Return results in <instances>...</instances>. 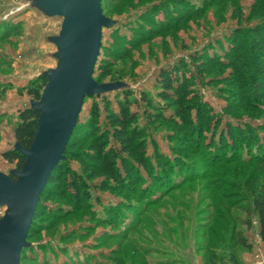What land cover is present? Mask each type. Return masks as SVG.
Returning a JSON list of instances; mask_svg holds the SVG:
<instances>
[{
    "label": "rangeland",
    "instance_id": "1",
    "mask_svg": "<svg viewBox=\"0 0 264 264\" xmlns=\"http://www.w3.org/2000/svg\"><path fill=\"white\" fill-rule=\"evenodd\" d=\"M101 9L114 24L102 28L93 78L103 67L108 76L97 82L121 86L86 97L78 119L85 123L96 102L105 125L102 99L116 108V97L131 92L153 165L139 167L128 186L92 191L81 207L42 196L19 264H207L208 253L217 264H231V255L237 263L264 264L257 217L245 225L250 194L264 181V160L244 161L264 155V0H101ZM61 23L35 0H0V127L7 124L0 150L14 147L16 111L34 100L26 87L55 68L52 39ZM205 57L217 65L208 67ZM164 71L191 78L195 97L220 121L188 133L168 121H147L141 95L157 99ZM227 124L252 138H230ZM151 140L165 164L155 161ZM6 165L0 159V172L15 168ZM238 234L250 249L238 244Z\"/></svg>",
    "mask_w": 264,
    "mask_h": 264
},
{
    "label": "trees",
    "instance_id": "2",
    "mask_svg": "<svg viewBox=\"0 0 264 264\" xmlns=\"http://www.w3.org/2000/svg\"><path fill=\"white\" fill-rule=\"evenodd\" d=\"M16 28L18 26L14 27L12 32ZM119 48H122V46L119 45ZM213 61V58L205 57V63L208 67L217 65V61ZM100 73L97 81H101L108 76L109 72L102 67ZM177 75L178 73H175L173 76L171 72L167 71L160 74L156 83L158 88L156 100L148 95H141L147 106L144 111L147 121L154 123L159 120L168 121L178 128L180 133L191 132L197 125H199V128H206L207 122L212 119L214 124L219 122L221 118L206 104H204L206 107H203L198 96L195 97L196 92L192 87V79L182 77V75L177 77ZM47 80L48 78L45 75L37 76L26 87L27 95L34 100H39ZM131 96V92L124 90L122 97H116V108L110 107V100L102 99L106 119V124L103 126L98 123L101 114L99 104L96 102L92 103L85 123H81L79 119L77 120L63 151V158L59 160L52 171L40 194L39 201L42 196L52 197L57 195L67 198L70 206L74 208L81 207L86 202L91 201L92 191H112L116 190L118 187L115 186L118 185L128 186L126 183L137 176L139 167L145 169L152 167L153 161L145 155L147 153V134L144 129L138 127L139 116L130 109L131 105L135 103ZM86 97L93 98L94 95ZM38 116L39 112L30 106L18 110L17 122L13 128L16 143L23 147L30 145ZM234 133L239 135L240 138H252L251 131L244 132L239 127L227 124L226 134L232 138ZM150 144L153 148L155 161L165 164V161L159 156L156 160V154L159 153L156 143L151 140ZM1 156L8 163L14 164L15 168H20L24 161V157L14 148L4 151ZM260 156L256 153L250 159H244V161L258 162L264 160L260 159ZM261 157H264V155ZM240 158L241 156H239ZM230 159L234 158L230 157ZM70 160L77 162L79 169L70 167ZM95 180H99V182L96 184ZM39 201L34 215L37 212ZM248 206L250 213H248L245 225L249 224V216H256L259 224L258 235L260 240L264 242V181L258 183L255 190L250 194ZM31 228L32 224L27 238L30 235ZM236 239L242 247L250 249L251 245L240 234ZM208 254L207 264H217L216 255ZM229 260L231 264H242L236 262L234 255H231Z\"/></svg>",
    "mask_w": 264,
    "mask_h": 264
},
{
    "label": "water",
    "instance_id": "3",
    "mask_svg": "<svg viewBox=\"0 0 264 264\" xmlns=\"http://www.w3.org/2000/svg\"><path fill=\"white\" fill-rule=\"evenodd\" d=\"M35 6L62 17L55 68L43 72L48 80L40 99L30 107L39 112L28 147L15 142L23 157L20 168L0 172V264H19L32 218L48 179L76 126L85 96H100L121 83H100L93 78L103 27L114 22L102 13L101 0H35Z\"/></svg>",
    "mask_w": 264,
    "mask_h": 264
},
{
    "label": "crops",
    "instance_id": "4",
    "mask_svg": "<svg viewBox=\"0 0 264 264\" xmlns=\"http://www.w3.org/2000/svg\"><path fill=\"white\" fill-rule=\"evenodd\" d=\"M17 113H18V110L16 111V117H15V119H14V124L12 125V127L10 128V136L13 138V140H14V137H13V128H14V126H15V123L17 122ZM9 126V125H8ZM2 127H4L5 129H6V127H7V124L6 125H1V127L0 128H2ZM9 128V127H8ZM0 131H1V129H0ZM2 141V140H1ZM0 141V142H1ZM15 142V141H14ZM6 150H8V148L6 147V148H4V150L2 149V150H0V159L1 160H3L4 161V164L6 165V164H9L7 161H5L3 158H2V156H1V154L4 152V151H6ZM7 166V165H6ZM8 173V172H7Z\"/></svg>",
    "mask_w": 264,
    "mask_h": 264
}]
</instances>
